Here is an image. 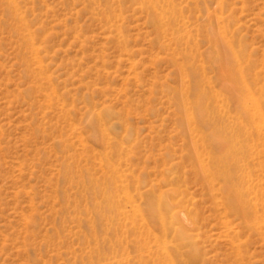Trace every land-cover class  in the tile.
<instances>
[{
    "label": "rangeland",
    "instance_id": "rangeland-1",
    "mask_svg": "<svg viewBox=\"0 0 264 264\" xmlns=\"http://www.w3.org/2000/svg\"><path fill=\"white\" fill-rule=\"evenodd\" d=\"M0 264H264V0H0Z\"/></svg>",
    "mask_w": 264,
    "mask_h": 264
},
{
    "label": "bare ground",
    "instance_id": "bare-ground-1",
    "mask_svg": "<svg viewBox=\"0 0 264 264\" xmlns=\"http://www.w3.org/2000/svg\"><path fill=\"white\" fill-rule=\"evenodd\" d=\"M175 217H176V218H181V217H182V213H181V212H176V213H175ZM197 257H198V256H197ZM197 257H196V258H197Z\"/></svg>",
    "mask_w": 264,
    "mask_h": 264
}]
</instances>
